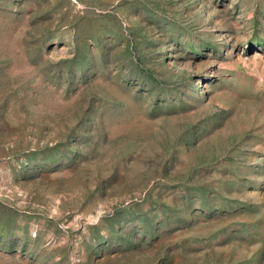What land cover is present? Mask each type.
Returning <instances> with one entry per match:
<instances>
[{
    "label": "rangeland",
    "instance_id": "1",
    "mask_svg": "<svg viewBox=\"0 0 264 264\" xmlns=\"http://www.w3.org/2000/svg\"><path fill=\"white\" fill-rule=\"evenodd\" d=\"M0 264H264V0H0Z\"/></svg>",
    "mask_w": 264,
    "mask_h": 264
}]
</instances>
